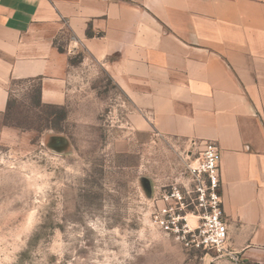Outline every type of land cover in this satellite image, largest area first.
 Returning <instances> with one entry per match:
<instances>
[{"label":"crops","instance_id":"obj_1","mask_svg":"<svg viewBox=\"0 0 264 264\" xmlns=\"http://www.w3.org/2000/svg\"><path fill=\"white\" fill-rule=\"evenodd\" d=\"M81 51L134 132L216 146L230 262L264 264V0H0L1 139L13 83L63 106Z\"/></svg>","mask_w":264,"mask_h":264},{"label":"rangeland","instance_id":"obj_2","mask_svg":"<svg viewBox=\"0 0 264 264\" xmlns=\"http://www.w3.org/2000/svg\"><path fill=\"white\" fill-rule=\"evenodd\" d=\"M67 103L17 81L1 127L0 264H232L185 250L153 224L165 188H188L199 146L134 132L131 106L85 52ZM84 62V64H83Z\"/></svg>","mask_w":264,"mask_h":264},{"label":"built area","instance_id":"obj_3","mask_svg":"<svg viewBox=\"0 0 264 264\" xmlns=\"http://www.w3.org/2000/svg\"><path fill=\"white\" fill-rule=\"evenodd\" d=\"M188 174V188L172 186L160 194L163 203L153 211V224L185 250L235 260V253L227 244L221 170L214 144H204L198 157L188 164Z\"/></svg>","mask_w":264,"mask_h":264},{"label":"trees","instance_id":"obj_4","mask_svg":"<svg viewBox=\"0 0 264 264\" xmlns=\"http://www.w3.org/2000/svg\"><path fill=\"white\" fill-rule=\"evenodd\" d=\"M87 35H91V32L87 31ZM59 48L62 49V47H59ZM72 60H73V59L71 58V59H70V63H71V64H73V61H72Z\"/></svg>","mask_w":264,"mask_h":264}]
</instances>
